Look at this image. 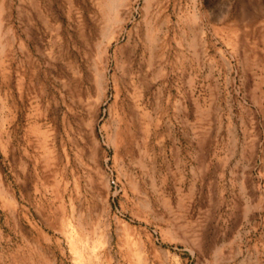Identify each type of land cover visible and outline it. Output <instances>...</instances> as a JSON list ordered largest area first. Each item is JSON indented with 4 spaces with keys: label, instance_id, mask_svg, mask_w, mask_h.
Wrapping results in <instances>:
<instances>
[{
    "label": "rangeland",
    "instance_id": "374dc122",
    "mask_svg": "<svg viewBox=\"0 0 264 264\" xmlns=\"http://www.w3.org/2000/svg\"><path fill=\"white\" fill-rule=\"evenodd\" d=\"M0 17V264H264V0Z\"/></svg>",
    "mask_w": 264,
    "mask_h": 264
},
{
    "label": "bare ground",
    "instance_id": "6f19581e",
    "mask_svg": "<svg viewBox=\"0 0 264 264\" xmlns=\"http://www.w3.org/2000/svg\"><path fill=\"white\" fill-rule=\"evenodd\" d=\"M2 9H3V8H2ZM1 11H2V10H1ZM1 14H2V12H1ZM0 19H1V17H0ZM2 19H3V18H2ZM2 21H3V20H2ZM2 21H1V22H2ZM75 246H76V245H75ZM79 251H80V250H79ZM77 253H78V252H77ZM78 255H80V254L78 253ZM82 256H83V255H82ZM83 262H84V261H83ZM86 264H87V263H86Z\"/></svg>",
    "mask_w": 264,
    "mask_h": 264
}]
</instances>
